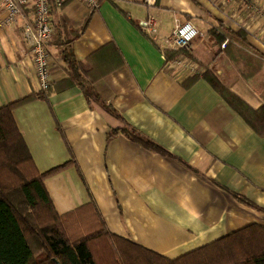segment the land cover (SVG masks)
<instances>
[{
  "label": "crops",
  "instance_id": "0c3cea01",
  "mask_svg": "<svg viewBox=\"0 0 264 264\" xmlns=\"http://www.w3.org/2000/svg\"><path fill=\"white\" fill-rule=\"evenodd\" d=\"M153 1L55 7L49 91L40 89L23 18L2 27L0 107L45 95L18 105L13 117L37 168H59L44 181L61 215L94 202L111 232L174 259L249 224L264 226V131L204 75L209 68L250 108L264 107V0ZM151 15L154 36L140 26ZM184 21L200 34L189 54L167 61L162 45ZM222 34L234 41L224 46ZM65 49L79 76L63 63ZM183 55L193 72L175 63ZM79 80L114 112L89 100Z\"/></svg>",
  "mask_w": 264,
  "mask_h": 264
},
{
  "label": "trees",
  "instance_id": "16d2710c",
  "mask_svg": "<svg viewBox=\"0 0 264 264\" xmlns=\"http://www.w3.org/2000/svg\"><path fill=\"white\" fill-rule=\"evenodd\" d=\"M237 35L245 37L243 30ZM220 39H228L226 46L234 41L225 34ZM181 53L189 51L165 49L167 61ZM76 62L71 50L65 49L63 63L74 77L79 68ZM210 72L208 68L204 75L211 84L255 129L263 132L264 107L250 108ZM79 84L89 100L95 99L114 112L94 88L82 80ZM41 96L45 95L31 94L0 107V264H264V226L259 224H249L172 259L111 232L94 202L61 215L44 181L59 168L47 172L37 168L13 117L18 105ZM114 133L109 134V139ZM127 134L149 150L169 154L135 130Z\"/></svg>",
  "mask_w": 264,
  "mask_h": 264
},
{
  "label": "built area",
  "instance_id": "2783aa9c",
  "mask_svg": "<svg viewBox=\"0 0 264 264\" xmlns=\"http://www.w3.org/2000/svg\"><path fill=\"white\" fill-rule=\"evenodd\" d=\"M71 0H0V7L5 12L0 16V29L15 25L23 18L22 34L33 54V61L39 79L41 91H47L52 84V69L57 65L50 51L49 42L53 34V10L62 7ZM90 8H98L102 0H80ZM147 4L154 3L146 0ZM30 10L31 15L27 16ZM140 26L147 34L157 33V21L154 16L140 21ZM198 28L191 21L176 23L171 34L165 39L164 48L189 50L192 42L199 36ZM228 41L224 42V46ZM56 63V64H55ZM178 66L184 65L193 72L196 67L186 56L175 60Z\"/></svg>",
  "mask_w": 264,
  "mask_h": 264
}]
</instances>
